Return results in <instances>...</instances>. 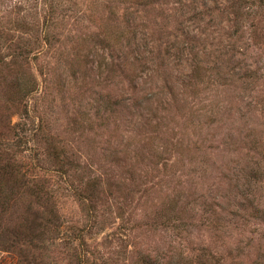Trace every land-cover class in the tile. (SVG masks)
Wrapping results in <instances>:
<instances>
[{"label":"rangeland","instance_id":"rangeland-1","mask_svg":"<svg viewBox=\"0 0 264 264\" xmlns=\"http://www.w3.org/2000/svg\"><path fill=\"white\" fill-rule=\"evenodd\" d=\"M23 67L69 173L0 170V264H264V0H0L1 137Z\"/></svg>","mask_w":264,"mask_h":264},{"label":"trees","instance_id":"trees-1","mask_svg":"<svg viewBox=\"0 0 264 264\" xmlns=\"http://www.w3.org/2000/svg\"><path fill=\"white\" fill-rule=\"evenodd\" d=\"M105 37H100V39L102 41H106ZM28 44V42L21 45L16 44V48L13 52L12 61L10 62V64H16V66H19L22 65L21 61L25 65L26 63L30 64V49L28 47ZM41 52V49L38 50L36 55L40 54ZM23 70L24 71L21 72V76L17 77L16 81L19 95L18 102L21 107V116L20 120L14 123V125H12L11 121L5 124L6 130L10 131L12 137H9V134H7L6 137L5 134H2V137L0 136V159H2L0 170L3 171L2 174H15L16 176H18L22 185H29L30 183L35 184L34 179L30 177L32 171L31 167H29L30 164L28 162L26 163L21 158L23 156V154L21 153H25V151L27 150H30V152H34V149L28 148L27 145L29 140L34 139L35 141L43 140L46 143V149L49 151V154L51 155L55 162V165L57 166L56 171H58V173L62 177H66L69 171L64 170L63 168L65 167V165H67L64 158V150L61 148V146L55 144L52 141V137L49 133H45L42 123L40 121L37 122L36 119H34L30 114L28 100L33 92L37 89V79L33 72H28L24 67ZM10 139L13 141V143H10ZM13 145H15L16 147L15 151L11 150ZM36 158L39 160V157L36 156ZM70 189L80 203H84L86 201V197L83 194L84 190L81 191L73 187L72 185H70ZM209 255L211 256L215 264H222L221 259L216 254ZM204 256L205 254H201L199 259L200 264H205L202 260ZM146 264H177V262L173 260L162 261L158 258L153 257L152 259L148 258Z\"/></svg>","mask_w":264,"mask_h":264}]
</instances>
